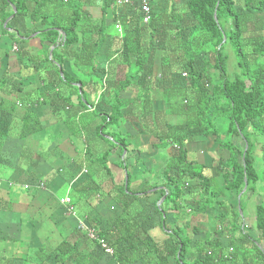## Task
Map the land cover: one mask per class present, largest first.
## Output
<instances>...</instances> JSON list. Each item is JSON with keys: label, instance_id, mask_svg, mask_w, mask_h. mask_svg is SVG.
Segmentation results:
<instances>
[{"label": "crops", "instance_id": "crops-1", "mask_svg": "<svg viewBox=\"0 0 264 264\" xmlns=\"http://www.w3.org/2000/svg\"><path fill=\"white\" fill-rule=\"evenodd\" d=\"M128 1L122 5L111 2L105 10L104 0H63L84 14L77 28L79 42L67 50L46 39L42 32L46 26L33 23L30 14L34 2L28 3L30 13L24 17L16 16L14 6L2 7L11 16L0 21V264H57L44 261L43 252L51 254L64 241L76 244L96 264H119L79 226L82 222L101 233L128 215L164 247L170 246L173 229L178 227L181 236L188 233L189 262L198 256L196 242L214 231V237L227 247L225 252L231 243L239 242L242 233L257 238L256 206L264 203L263 182L256 191L245 190L239 196L225 192L220 198L235 208L243 207L241 231L230 229L229 217L220 224L217 211L200 212L190 193L185 196L186 203L181 201L189 206L180 211L167 201L172 185L165 173L176 151L166 138L167 126L182 125L185 118L173 114L164 97L169 90L170 96L177 97L180 88L187 85V77L157 39L140 75L135 76V55L131 64L121 58L122 34L116 24L122 29L123 25L113 22L114 17H136L141 2ZM167 1L154 0L157 13L171 8ZM55 2L60 5L61 0ZM63 13L67 18L71 10ZM96 40L103 43L91 62L75 63L83 42ZM142 40L145 51L151 49L148 36ZM47 54L50 58L57 55L61 64L59 60L46 62ZM169 57L171 64L165 62ZM64 74L71 79L69 83L60 79ZM130 77L131 84L123 88ZM116 90L120 94L114 99ZM188 93L191 97L192 92ZM115 101L122 103L121 116L109 125ZM233 143L242 147L238 137ZM185 147L189 160L204 166V173L217 176L221 184V171L215 170L229 154L216 137L193 135ZM255 154L261 161L259 147ZM175 173L171 170L170 176ZM39 182L45 187L38 188ZM67 197L71 204L65 203ZM119 201L130 208L124 210ZM159 207L167 214L157 212ZM194 228L200 233L193 235ZM259 245L264 250V240ZM245 246L253 248L250 242ZM66 264L75 261L70 259ZM167 264L178 261L171 256Z\"/></svg>", "mask_w": 264, "mask_h": 264}, {"label": "trees", "instance_id": "trees-1", "mask_svg": "<svg viewBox=\"0 0 264 264\" xmlns=\"http://www.w3.org/2000/svg\"><path fill=\"white\" fill-rule=\"evenodd\" d=\"M62 1L60 6L61 3L59 5L55 0H0L4 4L0 5V21L11 16L3 10V6H14L16 16L24 17L30 13L28 3L34 2L35 8L30 14L33 23L46 26L42 30L46 39L67 50L79 42L77 28L84 14L79 7ZM238 1L182 0L178 3L169 0L167 2L171 8L166 13H157L154 0H149L152 19L148 24L142 20L141 2L136 17L115 16L113 20L123 25L121 58L131 64L130 58L132 54L135 55L134 65L138 67L135 76L140 75L151 58L155 49L154 39L162 45L165 54L173 55V59L169 57L165 62L170 61L171 64V59L175 60L181 71L187 74V85L180 88L179 95L170 96L172 90H169L164 97L167 108L173 114L185 118L182 125L167 126L166 138L176 146L165 173L167 183L172 185L168 187L167 201L173 209L180 211L189 206H183V203H186L188 199L185 196L190 193L193 206L200 212L207 209L217 211L220 224H225L229 217L233 232L241 231L243 207L240 205L235 208L220 198L225 192L239 196L246 182L247 191H256L259 183H264V168L260 171L255 154L259 147L264 165V0H242V5ZM111 2L104 0L105 10ZM53 3L56 6L51 10L49 5ZM66 10H71V14L63 18ZM146 36L151 46L148 51H145L142 43ZM83 43L82 51L75 55V63L86 65L99 52L103 41ZM228 45L239 68L234 76L228 72ZM50 60L60 61L57 55L50 58L47 54L45 61L51 63ZM60 79L67 83L71 81L67 74H64V79ZM132 79L128 78L123 88L130 85ZM188 91L192 92L191 97ZM119 94L120 90H116L112 97L115 99ZM121 108L122 103L119 101L112 104L109 125L118 122ZM193 135L214 136L220 146L228 151V158L222 159L215 170V173L221 171V184L217 176L204 173V166L189 160L185 141ZM234 137L242 140V147L233 143ZM120 142L125 143L124 140ZM171 170L176 171L175 176H170ZM120 191L124 194L125 188ZM195 194L202 197L197 200ZM120 203L124 210L130 208V204ZM159 211L167 214L162 207L158 208ZM177 229L170 232L169 247L157 244L143 225L130 215L118 218L113 227L101 233L96 232L113 248V256L119 264H135L138 261L142 264H167L171 256L177 259L178 264H264V250L259 245L264 240V203L256 206L257 238L242 233L238 243H231L232 253L225 252L227 247H223L219 238L214 237V231L196 242L198 256L189 262L187 254L191 238L188 233L185 237L181 236ZM199 233L194 228L192 234ZM248 242L253 248L245 246ZM94 243L105 253L97 241ZM43 254L44 261L49 259L57 264H66L70 259L75 264H96L90 257L84 256L76 244L68 241L62 242L51 254Z\"/></svg>", "mask_w": 264, "mask_h": 264}, {"label": "built area", "instance_id": "built-area-1", "mask_svg": "<svg viewBox=\"0 0 264 264\" xmlns=\"http://www.w3.org/2000/svg\"><path fill=\"white\" fill-rule=\"evenodd\" d=\"M112 1L115 2V4H117V5H122V4H126V3L129 2L128 0H112ZM141 12L143 14V19H142L143 22L145 24H148L151 21V19H152V7L150 5L149 0H142L141 1ZM116 29L120 32V34H122L123 29H122V26H121L120 23L116 24ZM184 75L187 76L186 73H184ZM37 187L40 188V189L44 188L45 187V183L44 182H39ZM25 188L29 189L30 187L28 185H26ZM65 203L66 204H71V199L69 197H67L65 199ZM69 210L71 212L74 211L72 206H70ZM79 228L84 230V231H86L88 233V236H89L90 239L97 241L100 244V246L104 249L105 253H107L109 255H113L114 254L113 248L106 241L101 239L98 236V234H97V232L95 230L89 228L88 226H86L82 222L80 223ZM228 252L232 253L233 252V248L230 247Z\"/></svg>", "mask_w": 264, "mask_h": 264}, {"label": "rangeland", "instance_id": "rangeland-1", "mask_svg": "<svg viewBox=\"0 0 264 264\" xmlns=\"http://www.w3.org/2000/svg\"><path fill=\"white\" fill-rule=\"evenodd\" d=\"M238 4H240V5H242V0H239L238 1ZM55 6V3H53V4H50V9L51 10H53L54 7ZM226 53L228 54V56H229V62H228V68H229V73H232V76H234V72L235 71H239V68H238V65H237V61H236V58H235V56H234V54H233V51H232V49L230 48V46L228 45V47L226 48ZM259 162V169L260 168H264V165H263V163L261 162V161H258ZM260 164H262V165H260ZM261 170V169H260ZM254 212H255V209H254ZM254 216H255V213H254Z\"/></svg>", "mask_w": 264, "mask_h": 264}, {"label": "water", "instance_id": "water-1", "mask_svg": "<svg viewBox=\"0 0 264 264\" xmlns=\"http://www.w3.org/2000/svg\"><path fill=\"white\" fill-rule=\"evenodd\" d=\"M215 19L217 20V16H216V14H215ZM248 148V146H246V149ZM246 188H247V182H246V186H245V188H244V190H243V192L242 193H244V191L246 190Z\"/></svg>", "mask_w": 264, "mask_h": 264}]
</instances>
